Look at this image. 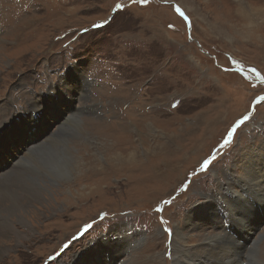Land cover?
<instances>
[{"label":"rangeland","instance_id":"374dc122","mask_svg":"<svg viewBox=\"0 0 264 264\" xmlns=\"http://www.w3.org/2000/svg\"><path fill=\"white\" fill-rule=\"evenodd\" d=\"M67 81L69 116L27 121ZM46 133L0 178L1 217L26 183L45 199L27 203L28 226L9 217L23 235L1 232L0 264H173L179 244L200 256L224 235L216 202L249 233L241 260L264 264V0H0V137L19 138L1 141L0 172ZM78 145L96 179L72 165L52 180Z\"/></svg>","mask_w":264,"mask_h":264},{"label":"bare ground","instance_id":"6f19581e","mask_svg":"<svg viewBox=\"0 0 264 264\" xmlns=\"http://www.w3.org/2000/svg\"><path fill=\"white\" fill-rule=\"evenodd\" d=\"M73 74L74 73H72L70 75L71 76V80H69V81L71 83H72V75ZM66 79H68V78L66 77ZM70 82H68V81L65 82V83L63 82V84H64V91L61 92L60 95L65 96L64 97V100L59 99L58 95H55L56 94V90H57V88H56V89H54V92L53 91H50L51 96H50L49 99H47L44 102L45 103L44 104V107H43V105L40 104L41 106L39 108H32L31 107L30 111H24V113H27L26 115H28L27 116L28 117L27 121L33 122V124L36 125L37 120H39L40 116H43V113H42L43 111H41L43 108L48 109V112L50 114H53L54 112L55 113L58 112L59 114H62V117H64V115H65V117L69 116V114L66 115V111H65V107H64L63 101L65 102L66 105L67 104L70 105V103L72 102L73 94H72V90L69 89V86H71V83ZM60 102H62L63 108H60ZM36 105H39V103H36ZM55 115H57V113ZM73 116H74V114H73ZM41 137L42 138H40V139L35 138V141L31 142V145L30 146L28 145L27 149L24 148V150L21 152V154L19 153V156H18V158L15 161L13 159H11V161L8 160L9 161L8 163L6 162L7 166L9 165L11 167L9 169H7V170L4 169L5 167H3V170H2L3 172H0V174H1L0 175V178L1 177H7L8 178L7 181H9V179H11L10 177L13 176V175H15L16 173L18 174L19 172H24V171H19V170H15V171H12V172H10V171L13 170L15 167H17L20 164V162H19V159L20 158L25 159L29 155V150L35 148L34 146H39L41 143L44 142L43 138L48 137L47 136V133L44 134V135H41ZM58 138H60V137H58ZM0 139H1V137H0ZM9 139L12 140L11 142H13V144H16L17 143L16 140H18L19 138L15 139V138H13V136H10ZM9 139L8 140H6L4 138L1 139L0 140V146H2L1 145V141H4V144L7 146ZM63 139H65V137L64 138H61L59 141L57 140V142H62ZM63 143H64V141H63ZM65 143H66V141H65ZM49 145H50V143H49ZM64 147H65V151L68 152L69 151V148L67 146H64ZM17 148H19V147L17 146ZM38 148H40V147H38ZM77 148L78 149H77V153L76 154H74V155L73 154L69 155V153L67 154V156L69 155V158L71 156L70 159L67 157L68 158V161L67 162L66 161L65 162L63 161L64 163L54 162L55 164H53V167L52 168H48V169L46 168V164H43L40 167H38L37 169L39 171L42 170V169L43 170L47 169L46 172H47L48 175L51 176V179L52 180L53 179L58 180L60 178H64L66 175H69L68 174L70 172L69 170H71L72 165H74V167L78 168V170H77V175H75L72 180H74L75 178H78V177H80L81 175H84V174H85L84 176H88L86 174L87 173L86 172V169H90L94 164L91 163V160H90L89 156L87 155L88 154L87 153V150L85 151V147H82V146L78 145ZM8 149H9V147H8ZM79 149H81L83 151L82 152H79ZM108 149H107V151H108ZM110 149H109L108 152H113L114 151V148H110ZM9 150H11V149H9ZM5 156H6L7 159H9L7 157V154ZM33 165H34V163H33ZM152 174H153V172H152ZM34 175H36V173ZM89 176H92V177H94L96 179V177L93 174H91ZM253 180L255 181V185L256 186L261 187L260 188L261 191L264 190V184H262V181H264V178L263 177H262V180H260V181H258L254 177H253ZM3 185H5V184H3ZM0 187H2V186H0ZM26 187H27V189L24 190L25 193L23 191L24 195L22 196V198L25 197L26 204H23L19 199L16 200L15 197L14 198L12 197V198H10V200H11L10 205L8 203L9 206H7V211H8V212H6L7 215L6 216H2V217L0 216V235H1V232L4 235L7 234L8 232H12V234L14 235V237L16 239H18L19 237H21L23 235V233L21 231H18L17 229L14 228L13 222H12V220H10L9 217L10 216H14L17 219L18 223H20V225L28 226V223L26 222L25 218L23 217V213H26V208L25 207H26L27 203L29 205V203L32 202V201L41 203L42 201L45 200L44 198H42L40 186H38L37 184H35V182H34V184H31V182H29L28 184L26 183ZM88 187H91V186H88ZM7 188L5 187V188H2L0 190H2L4 192L6 191L5 193L9 194L8 191H7ZM83 188L84 187H82V191H83ZM67 189L69 190V194H71V193L72 194H76L77 193V194H79L78 196H83L82 193H78V191H80L81 188H79L78 190H74L73 189L74 191H72L70 188H67ZM58 191H59V189H58ZM2 193L3 192H0V199H1V197L6 196L5 193H3V194ZM3 201H4V199H1L0 200V205L2 204ZM214 205H215L214 208L216 210L215 212L218 213L219 214V217L222 219L221 227H218V228L220 229L219 231L224 232V235L223 234L216 233V232L215 233H209V235H205V237L202 240V242H203L202 246L200 248H198V249H201L202 250V254L200 256H197V255H194V254L193 255L192 254H188V251H189V250H187L188 247L186 245H180L179 244V247H181V249L179 251L177 250L178 252L175 253V257L176 258L173 259V264H183L181 261L187 262L186 264H209L210 261H211V264H236V262H238V261H241V264H258V263L260 264V263H262L260 257H254L253 255L247 257V260H241L243 258V252H245L244 249H243L244 244H241V243L237 242L235 240V236H241V235H244V234L248 235L249 233L245 232V230L242 227H239V226L237 227L236 225H233V223H234L233 221L235 220V218L232 215L231 216H228L229 213L227 215V213L223 210V207H220V204H218V202L214 203ZM236 215H238V214H236ZM185 216H186V218H185V224H184L185 227L191 228V230L192 229H195L196 228V222L194 221V219L192 217V214L191 213L190 214H186ZM213 221L215 222V220H213ZM246 221L251 222V223L254 224V222H252V219H250V218H248ZM237 223L240 226H243L245 224V219L243 218V215H240L239 216V220H237ZM186 242H188V241L186 240L182 244H186ZM127 246L125 245V247H127ZM0 248H2V247H0ZM194 248L197 249L196 246H194ZM253 248L255 249V251H256V249H259V248L256 247V245ZM261 248H263V247H261ZM181 255H185V256H183L185 259H183V260L180 261ZM253 259H255V260H253Z\"/></svg>","mask_w":264,"mask_h":264},{"label":"snow or ice","instance_id":"6c2138e0","mask_svg":"<svg viewBox=\"0 0 264 264\" xmlns=\"http://www.w3.org/2000/svg\"><path fill=\"white\" fill-rule=\"evenodd\" d=\"M117 7H120V5H117ZM177 11H179V9H177ZM181 15H183V13H181ZM245 119H247V117H245ZM229 136H231V132H229ZM227 143V141H225ZM209 163V161L205 160L204 161V166H207V164Z\"/></svg>","mask_w":264,"mask_h":264}]
</instances>
